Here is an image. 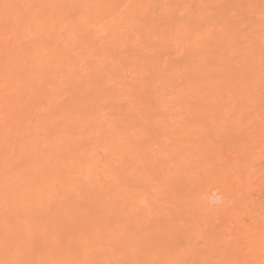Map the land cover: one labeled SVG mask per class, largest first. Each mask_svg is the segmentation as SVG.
I'll list each match as a JSON object with an SVG mask.
<instances>
[{
    "label": "bare ground",
    "instance_id": "1",
    "mask_svg": "<svg viewBox=\"0 0 264 264\" xmlns=\"http://www.w3.org/2000/svg\"><path fill=\"white\" fill-rule=\"evenodd\" d=\"M260 184L264 0H0V264H264Z\"/></svg>",
    "mask_w": 264,
    "mask_h": 264
},
{
    "label": "rangeland",
    "instance_id": "2",
    "mask_svg": "<svg viewBox=\"0 0 264 264\" xmlns=\"http://www.w3.org/2000/svg\"><path fill=\"white\" fill-rule=\"evenodd\" d=\"M257 189L263 190L264 189V185L263 184H260ZM256 193H257V191L254 192V196H257Z\"/></svg>",
    "mask_w": 264,
    "mask_h": 264
}]
</instances>
